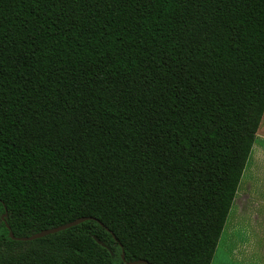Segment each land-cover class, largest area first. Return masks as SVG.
I'll return each mask as SVG.
<instances>
[{"label":"trees","instance_id":"16d2710c","mask_svg":"<svg viewBox=\"0 0 264 264\" xmlns=\"http://www.w3.org/2000/svg\"><path fill=\"white\" fill-rule=\"evenodd\" d=\"M263 113L264 0H0V264H210Z\"/></svg>","mask_w":264,"mask_h":264},{"label":"rangeland","instance_id":"374dc122","mask_svg":"<svg viewBox=\"0 0 264 264\" xmlns=\"http://www.w3.org/2000/svg\"><path fill=\"white\" fill-rule=\"evenodd\" d=\"M210 264H264V113Z\"/></svg>","mask_w":264,"mask_h":264},{"label":"water","instance_id":"95a60500","mask_svg":"<svg viewBox=\"0 0 264 264\" xmlns=\"http://www.w3.org/2000/svg\"><path fill=\"white\" fill-rule=\"evenodd\" d=\"M88 219H93V218L80 217V218L75 219V220H73L71 222L59 225L57 227H52V228H49V229L42 230V231H40L38 233H34L31 236H27V237H15L11 231L9 232V236H10V238L12 240H16V241H30V240H33V239H37V238L43 237V236L48 235V234H53L55 232L64 230L66 228L74 226V225H76L78 223H81V222H83L85 220H88ZM100 224L103 225L102 223H100ZM122 257H123V254H122ZM140 263L149 264L146 260H136V261L132 262L131 264H140Z\"/></svg>","mask_w":264,"mask_h":264},{"label":"crops","instance_id":"0c3cea01","mask_svg":"<svg viewBox=\"0 0 264 264\" xmlns=\"http://www.w3.org/2000/svg\"><path fill=\"white\" fill-rule=\"evenodd\" d=\"M234 251V250H233ZM238 256V255H237Z\"/></svg>","mask_w":264,"mask_h":264}]
</instances>
